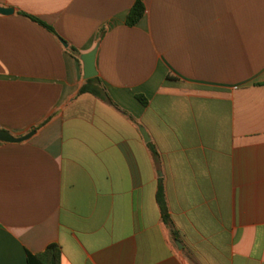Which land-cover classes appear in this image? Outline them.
Returning <instances> with one entry per match:
<instances>
[{"label":"crops","instance_id":"crops-1","mask_svg":"<svg viewBox=\"0 0 264 264\" xmlns=\"http://www.w3.org/2000/svg\"><path fill=\"white\" fill-rule=\"evenodd\" d=\"M0 6V264H264V0Z\"/></svg>","mask_w":264,"mask_h":264},{"label":"trees","instance_id":"trees-1","mask_svg":"<svg viewBox=\"0 0 264 264\" xmlns=\"http://www.w3.org/2000/svg\"><path fill=\"white\" fill-rule=\"evenodd\" d=\"M145 10H146L145 6L141 1L136 2L135 5L133 6V8L131 9L130 13L128 14L127 21H126L127 26L134 27L141 20V18L144 16ZM35 20L38 21L37 19H35ZM38 22H40V21H38ZM40 23L43 26H45L47 29H49L50 31H53V29L51 27L47 26L43 22H40ZM79 93L80 94L91 93L94 96L99 97V98L107 101L110 104L112 103L111 100L109 99L107 93H106L105 88L102 86V84L98 78L87 80L82 85V87L80 88ZM137 99L144 106H146L148 104L147 99L142 95H138ZM149 148L152 151V153L155 156H157V151L155 150L154 146L150 145ZM158 203H159V206H160V209L162 212L164 222L166 224H169L170 219H169V215H168V209L166 206L164 191H163L162 186L159 187V191H158ZM35 260L39 264H61V250H60L59 246L56 244L49 245L44 253L35 257Z\"/></svg>","mask_w":264,"mask_h":264},{"label":"water","instance_id":"water-1","mask_svg":"<svg viewBox=\"0 0 264 264\" xmlns=\"http://www.w3.org/2000/svg\"><path fill=\"white\" fill-rule=\"evenodd\" d=\"M13 13L14 10L12 8L0 6V15H11ZM95 59H96V49H94L92 52L88 54L81 56V61L83 63V73H84L83 76L85 80L93 79L98 76V73L96 71ZM140 131L144 140L146 142H149L150 138L146 133L145 129L141 127ZM35 132L36 131H32L22 137H15L8 131L0 130V142L13 143V144L22 143L28 141L35 134Z\"/></svg>","mask_w":264,"mask_h":264}]
</instances>
